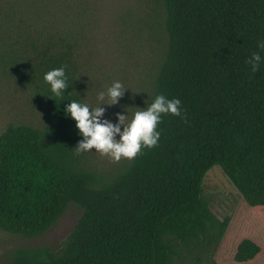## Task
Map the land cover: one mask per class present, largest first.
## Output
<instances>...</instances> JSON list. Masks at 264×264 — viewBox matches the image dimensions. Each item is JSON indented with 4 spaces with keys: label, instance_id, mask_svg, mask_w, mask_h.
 Here are the masks:
<instances>
[{
    "label": "trees",
    "instance_id": "1",
    "mask_svg": "<svg viewBox=\"0 0 264 264\" xmlns=\"http://www.w3.org/2000/svg\"><path fill=\"white\" fill-rule=\"evenodd\" d=\"M156 1L162 46L147 105L178 97L183 118L164 114L156 146L99 171L76 152L63 111L84 101L78 57L92 0H0V78L46 105L42 125L0 133V229L35 237L71 203L82 212L61 248L19 247L3 264H173L219 242L223 264H264V234L229 233L203 187L219 165L243 196L239 212L264 215V64L245 62L264 38V0ZM61 65L69 88L52 98L43 75Z\"/></svg>",
    "mask_w": 264,
    "mask_h": 264
},
{
    "label": "rangeland",
    "instance_id": "2",
    "mask_svg": "<svg viewBox=\"0 0 264 264\" xmlns=\"http://www.w3.org/2000/svg\"><path fill=\"white\" fill-rule=\"evenodd\" d=\"M92 14L81 42L78 57L79 86L84 102L98 104L96 93L114 79L125 87L117 105H103L104 117L115 121V113L129 106V119L136 107H146L151 91L161 39L158 34L156 0H92ZM46 105L31 88L0 78V133L12 122L42 125ZM85 160L99 171H111L128 158L114 160L97 151L84 152ZM204 192L212 211L220 219L229 218V233L264 234V215L260 211L239 212L242 194L216 165L206 174ZM81 209L71 203L59 221L45 233L25 237L0 229V264L7 262L19 247L63 246L80 216ZM227 228V229H228ZM226 248L221 242L194 255L183 254L173 264H223Z\"/></svg>",
    "mask_w": 264,
    "mask_h": 264
},
{
    "label": "clouds",
    "instance_id": "3",
    "mask_svg": "<svg viewBox=\"0 0 264 264\" xmlns=\"http://www.w3.org/2000/svg\"><path fill=\"white\" fill-rule=\"evenodd\" d=\"M256 46L259 50L252 52L245 61L252 72L264 64V56L261 55V51H264V38L258 40ZM43 79L50 86L52 95L49 97H63L69 88L67 65L49 69ZM126 89L119 79H114L106 89L97 91L98 104L95 107L78 99H71L64 106V114L75 122L81 137L75 145L77 153L94 150L114 160L122 157L131 159L142 148H152L158 144V125L164 114L183 118L181 100L178 97L169 98L163 93L156 94L146 107L137 106L130 119L129 106L115 113V121L105 118L106 109L103 105L119 104Z\"/></svg>",
    "mask_w": 264,
    "mask_h": 264
}]
</instances>
